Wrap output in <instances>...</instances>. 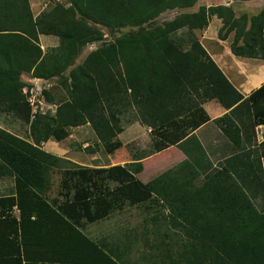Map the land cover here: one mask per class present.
<instances>
[{"label": "trees", "instance_id": "obj_1", "mask_svg": "<svg viewBox=\"0 0 264 264\" xmlns=\"http://www.w3.org/2000/svg\"><path fill=\"white\" fill-rule=\"evenodd\" d=\"M66 1L70 7L56 4L34 16L29 0H0V112L30 124L34 138L30 142L0 127V178L14 177L22 190L43 198L51 170L60 169L61 198L51 203L62 217L57 225L41 223L33 220L34 212L21 209L17 218L16 192L0 195V264H136L106 239L88 238L84 225L154 198L167 206L171 223L184 231V248L177 255L181 264H264V140L257 142L255 130L264 125V83L243 96L193 32L216 15L222 23L219 39L234 31V55L264 60V10L247 25L229 6L202 5L162 26L144 27L163 11L191 7L197 0ZM68 9L78 17L64 28L58 18ZM94 24L137 29L99 45L70 70L68 98L52 115L49 109L32 114L30 83L20 74L47 80L62 75L86 43L102 39ZM183 27L185 35L176 38L173 34ZM40 34L57 36L59 46L43 52ZM209 100L228 110L213 123L229 142L226 153L231 156L215 165L199 143L192 153L185 148L193 140L191 132L210 120L203 107ZM130 107L150 128L153 152L171 145L184 152L182 176L167 172L145 183L136 176L143 154L124 164L92 167L39 146L51 137L61 141L71 128L88 123L97 140L84 150L95 153L102 147L113 154L122 142L109 117ZM245 155H254V167H248ZM233 161L237 166L232 167ZM29 223L47 239L25 236L22 227ZM44 248L64 253L67 261H44Z\"/></svg>", "mask_w": 264, "mask_h": 264}, {"label": "rangeland", "instance_id": "obj_2", "mask_svg": "<svg viewBox=\"0 0 264 264\" xmlns=\"http://www.w3.org/2000/svg\"><path fill=\"white\" fill-rule=\"evenodd\" d=\"M29 2L33 8L31 9L34 16H37L39 13L48 12L56 4L58 6H71L66 0H29ZM202 5L205 7L216 5L229 6L233 10L235 17L244 16L246 18L247 25H249L252 17L264 10V0H197L191 7L167 9L151 21L144 23L143 26H162L181 15L198 11L199 7ZM71 13V9L60 12V17L58 19L60 20V25L64 28H68L78 17V15H72ZM209 23L208 29H216L218 25H222L221 19L217 18L216 15L210 16ZM94 26L102 32V39L86 43L76 56L74 62L64 70L62 75L56 76L51 80L49 79L50 84L45 91L47 92V95L45 94L47 98V100L45 98V106L43 108L38 106L37 110L45 112L49 109V114L52 115L56 106L61 101L68 98L67 85H69L68 74L70 70L78 65L88 52L96 49L99 45L111 42L116 36L122 33L137 29V27L132 26L115 29L99 24H94ZM203 29L205 28H196L193 30L198 41L199 37H197V32L201 33ZM186 30L187 29L183 27L173 35L179 38L185 35ZM222 32L224 33L225 30ZM233 36L234 31L232 30L227 34L226 41L224 40L223 42L231 43ZM56 39V44L53 47L45 48V52H52L59 46L60 41L57 36ZM39 43L41 44L40 41ZM213 48H217V56L223 59L226 57V50L223 49V47L220 46L218 48L217 46H213ZM31 77L30 73L25 72H22L19 76L25 84L28 83ZM25 87L27 86L23 87V91L26 90ZM214 103L217 104L215 100ZM31 107L34 109L33 106ZM207 110L209 114H212L214 112V107L212 105H207ZM124 111L125 110L110 116L115 125L114 128L117 136L122 142L121 147L113 154L106 153L102 147L95 153H88L84 150L86 146L93 145L97 140L88 123L71 128L69 136L61 141H56L51 137L41 141L39 146L45 151L64 157L76 164L92 167H107L113 164H124L126 162H131L132 158L143 154L145 157L140 159L142 170L136 176L145 183L167 172L169 174L177 172V175L182 176L181 164L184 158L175 152L174 149L165 150L163 152H153L150 130L148 131V129H146L147 126L140 124L137 119L133 121L131 115L123 114ZM32 114H34L33 111ZM262 126L263 125H260L258 128H260V132L263 133ZM0 127L30 142L34 141L30 124L24 122L13 113L0 112ZM60 178V169H52L50 172V188L45 196L41 198L33 192L29 193L22 190L23 188H20L19 181L14 177H3L0 178V195L16 192L19 204L15 207L14 213L17 218H20L21 209H29L34 212L33 220H38L41 223L50 222L52 225H57L61 222L62 217L52 205L51 200L53 198H61L57 194ZM22 228L25 236L29 238L47 239L46 233L39 230L35 223H29ZM83 232L88 238L94 240L100 238L106 239L105 241L111 243L110 245H114L119 250L126 253L125 257L132 263H182L177 260V255L184 248V231L181 228H176L171 223L169 209L164 203H161L158 198L141 204L125 205L122 209L111 212L105 219L94 223H85ZM81 247L82 253H84L86 246L83 245ZM42 259L44 261L54 262L67 261L64 253L47 248L42 249Z\"/></svg>", "mask_w": 264, "mask_h": 264}, {"label": "crops", "instance_id": "obj_3", "mask_svg": "<svg viewBox=\"0 0 264 264\" xmlns=\"http://www.w3.org/2000/svg\"><path fill=\"white\" fill-rule=\"evenodd\" d=\"M209 24L205 27V29H203L201 33L197 32L199 41L202 43L210 57L221 68L230 82L243 94V96H247L254 89L264 83V60L261 58L241 57L234 55L230 51V43L223 42L224 40H221L217 37L218 28L220 26L218 25L216 29H208ZM39 41L41 42V47H43V52H45L46 50L44 49L53 47L56 44L55 42L57 41V39L54 35L40 34ZM213 46H217L218 48L220 46L223 47V49L226 50V57L223 59L222 57L217 56V48H213ZM207 105H212L214 107V112L212 114L208 113ZM203 107L209 114L210 120L191 132L193 140L186 142L185 148L186 151H190L192 153L193 145L196 142L199 143L203 147L204 151L208 153L209 159L213 162V165H215L218 161L231 156L230 154L226 153V151L230 149L229 142L227 141L221 129L213 123L214 118L223 115L224 113L228 112V110L220 106L218 103L215 104L214 100L206 101L205 103H203ZM123 114L131 115L133 121L137 119L139 123L142 124L135 108L130 107L128 109H125ZM109 118L112 125L115 127L112 117ZM262 128L264 132V125L262 126ZM146 129H148V131L150 130L147 127ZM256 139L257 142L260 143L264 140V135L260 141L257 137ZM171 149H174L175 152L180 154L184 158L183 161L185 162L186 155L176 145H171L162 150V152ZM195 157H198V155ZM245 157L248 167H254V155H245ZM261 162L264 167V157L261 159ZM235 166H237V163L233 161L232 167ZM242 168L243 166H241V169ZM260 185L262 187V191L264 192V183H261Z\"/></svg>", "mask_w": 264, "mask_h": 264}, {"label": "built area", "instance_id": "obj_4", "mask_svg": "<svg viewBox=\"0 0 264 264\" xmlns=\"http://www.w3.org/2000/svg\"><path fill=\"white\" fill-rule=\"evenodd\" d=\"M30 83L29 89H28V101L31 106L34 107L32 108L33 112L37 111V107L40 106V108H43L45 106V96L43 93V90H47L49 86V80L41 78V77H31L30 80L28 81ZM51 107V106H50ZM256 126V134L257 138L260 141L264 135V132H260V128Z\"/></svg>", "mask_w": 264, "mask_h": 264}]
</instances>
